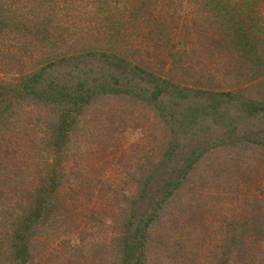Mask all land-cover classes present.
<instances>
[{
    "label": "rangeland",
    "instance_id": "obj_1",
    "mask_svg": "<svg viewBox=\"0 0 264 264\" xmlns=\"http://www.w3.org/2000/svg\"><path fill=\"white\" fill-rule=\"evenodd\" d=\"M253 1L258 53L238 58L236 42L221 41L227 25L212 23L200 0H124L117 8L0 0V78L42 67L36 96L50 86L85 102L47 106L43 96L31 104L13 93L0 106V221L20 212L23 187L48 182L55 190L27 264H264V112L238 108L264 107V1ZM109 17L116 39L100 23ZM158 26L166 27L163 41L153 35ZM184 29L191 35L181 57ZM166 39L169 51L158 44ZM150 62L170 73L148 70ZM137 67L200 93L182 98L162 84L157 94ZM232 87L237 102L220 97ZM61 107L74 121L64 137ZM134 232L141 248L125 263L123 238L131 242ZM2 255L0 264H12Z\"/></svg>",
    "mask_w": 264,
    "mask_h": 264
},
{
    "label": "trees",
    "instance_id": "obj_2",
    "mask_svg": "<svg viewBox=\"0 0 264 264\" xmlns=\"http://www.w3.org/2000/svg\"><path fill=\"white\" fill-rule=\"evenodd\" d=\"M104 5L106 3H110L114 5L116 8L118 5H121L123 7H126V2L124 0H104ZM123 1V2H121ZM264 1V0H263ZM197 2V1H196ZM202 7H204V10L207 11V14L213 15V22L212 23H222V27L227 28L225 30V38H223L221 41H224L226 45H231L232 43L236 42V52L237 57L241 58L243 55V52L249 55L256 56L258 53V49L251 44L254 42L252 41L251 37H256L257 40L255 42H260L261 39L259 38L258 31H260V27L258 24L261 23L260 18L257 17L258 12L261 10L260 7L257 6L255 1L253 0H244L243 2H240V0H200ZM262 2V1H260ZM197 4V3H194ZM231 8H230V7ZM145 5H143V8ZM109 9H113L112 7H109ZM114 13V12H113ZM244 15V18L242 16ZM112 17L108 18V21H100V23L108 28L113 29L112 33H114L112 36L116 39L117 33L119 32V28H112L113 23L110 21ZM242 20H250L253 21L254 25H249L243 29L244 23H241ZM149 21V20H148ZM243 25V26H242ZM196 24H193V27H195ZM242 26V28H241ZM256 29H255V28ZM194 29V28H193ZM180 30V29H179ZM199 29L195 28L194 32V39L198 37L199 34L197 31ZM184 32V33H183ZM182 32V36L180 40H178V47H175V49H179L176 54L180 55L181 57L187 56V51H184V48H189L188 45H186L185 42L189 41L190 39V33L185 31ZM166 34V27H159L156 29V31L153 33L155 39L157 41H163ZM97 35H100V32L97 33ZM117 36V37H116ZM220 36L223 37V34H220ZM107 36L99 37L100 40L105 43ZM110 39V38H108ZM109 41V40H108ZM111 41V39H110ZM161 47H167L168 51L170 48H172L170 40L166 39L165 42H158ZM218 45L221 46L219 43ZM155 47V46H154ZM221 50V49H219ZM168 51L166 52L168 54ZM170 53V52H169ZM244 57V56H243ZM258 60H255V62H258ZM246 61V60H244ZM202 64V63H200ZM143 65L149 66L148 70H152L154 72L159 71L161 75H167L170 73L169 68H166V66H161L159 64L158 68H155V63L150 62L145 63ZM151 65V66H150ZM140 72L144 73L147 77L151 78V80L154 81V89L156 90V93H161V88L163 87L162 84H166L170 87H172V94H180V97L187 98L188 95L186 93L182 94V91L185 92H193L195 95L200 93V90L192 89V88H180V86L169 82V80H165L162 77L158 76L154 72H150L144 69H141L137 67ZM34 71L28 70L25 72L22 70L15 71L13 74H11L9 77H1L0 78V106L7 103L9 101L10 96H12L13 93L17 94V100H26L27 97L33 99L30 102L31 104L35 103V97L43 96V98L48 102H46L47 106L54 104L55 99L59 100L60 104H66V101L64 99L70 100L71 104L75 107H78L79 103H85L83 102V96H77L69 93H57L53 92L51 89L52 87L48 86L47 90H38L37 92L40 93V96H36L37 93L35 91L36 85L39 84V78L41 77L40 71H42V67L40 69L37 68L33 69ZM263 77V71L259 73ZM145 76V77H146ZM157 78V82H156ZM83 85H80V88H82ZM205 91V90H204ZM57 93V98H56ZM157 94H153V96L156 97ZM227 97L228 102L232 101H238L239 98L235 97L234 95V87H232L230 90H228L225 94H221L220 97ZM14 98V97H13ZM17 101V102H19ZM85 101V100H84ZM11 102V101H10ZM9 102V103H10ZM37 104V103H36ZM62 108V107H61ZM60 108V109H61ZM65 107H63L61 110H58L57 118L59 120V135H62L64 137V133H68L69 126L74 124V121H72L73 117L68 116L69 112L65 113V116L62 118V111ZM239 110L249 115H257L260 112H264V107L260 105L259 103H255L252 101H245V102H239L238 104ZM62 118V119H61ZM61 120V121H60ZM62 133V134H61ZM55 147H57V143L54 144ZM55 178L51 179V186H55L54 183ZM48 184V182H47ZM47 184H41L40 182L34 183L33 187H23L25 191H21L20 195H23L25 200V203L23 204V207L21 208L20 212L16 214L13 218H11V222H2L5 223L8 226L5 227L4 232H0V257H2L3 252L5 253L6 260H8L12 264H27V262L30 261V243L32 242L33 235L35 234L36 229L41 228L45 225V220L47 217V206L46 201L49 199V196L53 195L55 190L50 189ZM46 185V186H45ZM5 187L4 184H2L0 180V188ZM166 196H163L158 200L159 202H163ZM157 203V204H158ZM155 211H152L151 217L154 215ZM15 218V219H14ZM151 218L145 220L146 222L150 221ZM10 225V226H9ZM136 231H141L140 228H136ZM132 241H129V238H123V248L121 250V257L122 261L125 263H130L135 260V253L138 246L141 248V245H136L138 242V238L135 236V232L132 234ZM8 256V257H7ZM137 262V261H136ZM138 263V262H137Z\"/></svg>",
    "mask_w": 264,
    "mask_h": 264
}]
</instances>
